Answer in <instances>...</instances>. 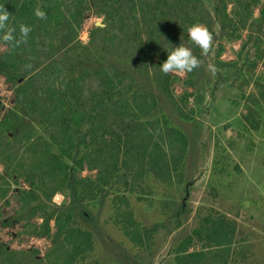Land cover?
Masks as SVG:
<instances>
[{"label":"trees","instance_id":"16d2710c","mask_svg":"<svg viewBox=\"0 0 264 264\" xmlns=\"http://www.w3.org/2000/svg\"><path fill=\"white\" fill-rule=\"evenodd\" d=\"M260 1L220 0L217 15L223 37L240 39ZM94 2L103 27L92 30L91 46L83 47L82 58L64 64L54 55L63 32L73 41ZM0 5L11 13L8 23L16 27L17 35L21 23L33 29L27 43L14 50L0 40V76L14 94V106L0 121V131L26 128L24 132L34 136L37 123L47 137L37 136L39 142L29 147L27 159L15 161L2 147L0 161L12 162V171L28 186L19 190V204L29 216L42 220L34 235L53 240L48 259L54 264H79L93 251V236L77 226L75 209L51 210L53 197L70 190L80 201H95L122 172L130 176L125 183L130 189L150 174L172 184L182 180L189 149L188 137L166 117L152 118L158 108L155 95L137 90L135 77L108 63V57L127 61L136 56L139 74L149 66L147 77L158 83L178 117L189 121L192 95L175 98L174 77L163 74L154 58L164 62L174 47L190 48L187 29L193 24H203L213 34L214 20L204 0H108L102 4L98 0H0ZM37 7L47 19L34 15ZM185 74L188 88L197 87L204 78L202 65ZM260 97L264 102V87ZM4 152L7 158L1 156ZM83 171L95 172V177H77ZM8 192L0 187V199ZM114 209L123 236L133 246L150 250L155 229L138 223L125 195L116 197ZM200 222L176 246L175 264H232L244 247L237 241L236 225L213 211ZM7 253L15 256V252Z\"/></svg>","mask_w":264,"mask_h":264},{"label":"rangeland","instance_id":"374dc122","mask_svg":"<svg viewBox=\"0 0 264 264\" xmlns=\"http://www.w3.org/2000/svg\"><path fill=\"white\" fill-rule=\"evenodd\" d=\"M98 1L102 4L108 0ZM204 3L214 20L212 49L205 56L195 44H189L203 61V81L188 88L185 73L171 74L175 98L192 95L187 108L193 112L191 120L178 117L158 83L147 77L151 75L149 66L144 74L137 72L136 56L127 61L108 57V63L135 77L137 90L155 95L158 108L152 118L166 117L188 137L189 149L182 180L172 184L161 183L150 174L130 189L125 185L130 176L122 172L95 201H80L70 190L53 197L51 210L75 209L77 226L93 236L94 249L79 264H175L176 246L211 211L233 222L237 241L244 244L232 264H264V102L260 97L264 87V0L254 8L241 38L231 41L221 33L217 15L220 0ZM90 4L77 37L71 41L63 32L54 55L64 64L82 58L83 47L91 46L92 30L103 27L98 3ZM228 12L233 13L232 6ZM154 63L160 68L163 62L155 57ZM208 64L218 69L214 75ZM13 106V88L0 76V121ZM33 125L37 130L34 136L24 132L26 128L15 133L0 131V152L7 147L15 161L27 159L29 147L39 142L37 136L47 138L41 125ZM1 156L7 158V152ZM13 165L0 161V187L9 191L0 199V264H54L48 259L54 250L53 240L34 235L42 220L21 210L17 195L28 186L12 171ZM77 177L93 179L95 172H78ZM121 195L128 198L138 223L155 229L150 250L133 246L120 231L114 208L116 197ZM199 247L198 243L194 246ZM7 251L15 252V256H8ZM26 252L29 254L24 255Z\"/></svg>","mask_w":264,"mask_h":264},{"label":"clouds","instance_id":"9594fccd","mask_svg":"<svg viewBox=\"0 0 264 264\" xmlns=\"http://www.w3.org/2000/svg\"><path fill=\"white\" fill-rule=\"evenodd\" d=\"M34 15L40 19H47V14L39 7L34 9ZM11 13H9L4 5H0V40L10 45L14 50L16 47L27 43L28 36L32 32V27L21 23L19 25V35H17L16 27L11 26L8 22ZM189 39L198 48L201 49L202 55H208L213 46L212 33L203 24H193L188 29ZM167 59L160 65V71L165 74H184L191 73L195 69L201 67L203 61L193 54L191 48L180 44L167 52ZM30 68L31 65H26ZM208 70L214 75L218 69L213 64H208Z\"/></svg>","mask_w":264,"mask_h":264}]
</instances>
